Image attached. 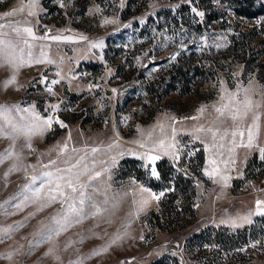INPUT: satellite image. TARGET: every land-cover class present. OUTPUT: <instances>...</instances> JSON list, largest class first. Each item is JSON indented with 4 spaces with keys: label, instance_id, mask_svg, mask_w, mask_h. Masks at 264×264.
<instances>
[{
    "label": "rangeland",
    "instance_id": "1",
    "mask_svg": "<svg viewBox=\"0 0 264 264\" xmlns=\"http://www.w3.org/2000/svg\"><path fill=\"white\" fill-rule=\"evenodd\" d=\"M260 3L264 4V0H256V6ZM212 4L222 15L204 23L207 11L198 0H137L131 6L128 0H0V25H5L0 31L8 34L3 39L18 45L15 54L23 49L25 58L31 51L33 60L41 59L43 53L53 61L24 65L17 71L0 57V105L30 108L42 118L54 115L67 125L61 128L54 123L43 137H33L35 151L26 147L22 134L16 138L15 152L23 157L22 167L5 179L12 161L0 164V203L26 183L23 166L36 165L39 172L41 163L56 158L57 145L67 144L66 155H83L87 167L102 173L94 184L110 186L106 205L109 211L103 217L72 227L50 244L33 246L41 221L49 223L61 209L59 203L30 220L26 218L35 211L34 207L8 217L0 215V226L25 222L10 239L0 243V264H72L100 249L117 232L127 235L85 264H151L162 257L173 264H218L223 260L231 264H264V233L256 240L249 230L258 218L264 217L254 214L256 202L264 201V28L257 27L264 26V19L257 15L246 24L229 3L213 0ZM193 8L204 16L196 15ZM30 11L33 15H29ZM8 12L15 15L6 16ZM239 22L240 31L246 32L243 41L236 28ZM11 26L31 27L37 39L23 31L17 36ZM57 36L61 39H52ZM68 37L71 39H65ZM233 39L239 44L230 53ZM23 40L31 44V49ZM99 42L103 47H91ZM194 45L213 78L196 82L188 92L181 87L169 90V83L162 79L156 83V92L148 93L147 83L160 73L168 79L164 69L169 70L183 52L189 57V48ZM197 58L192 65L198 63ZM13 75L16 82L5 88V81ZM54 80L59 83L52 84ZM250 81L255 92L251 96L254 106L246 117L233 122V109L239 107L243 113L244 108L228 101L237 91L242 100ZM48 87L55 95L46 90ZM73 94L76 99L71 97ZM52 105L59 108L53 109ZM217 108L224 109L223 116ZM12 115L20 121L21 115L28 114ZM257 116L259 119H255ZM200 128L204 131H198ZM237 129L244 136H236L233 144L231 133ZM249 129L252 146H241L248 144ZM12 145V140L0 138V153ZM73 147L87 148V152L71 153ZM93 147L100 150L93 154ZM199 149L204 155L200 169L191 160ZM145 153L160 158L152 164L143 158ZM162 159L190 176L195 189L194 214L184 215L172 225L154 217L171 189L155 191L147 185L150 179H158L150 169ZM133 168H139L144 176L137 177ZM31 171L28 168V174ZM222 177L229 179L225 183ZM161 192L164 195L158 201L152 198V193ZM90 194L98 202L105 199L103 195ZM142 200L148 201L143 208ZM180 202L178 199L174 204ZM249 213H253L252 223L231 226V220ZM125 224L128 226L122 227ZM207 228H213V233L217 229L234 234L247 230L246 238L240 237L230 251L223 249L224 243L212 241L197 252L194 241L187 240ZM81 237H85L83 243L79 242ZM8 253H14L11 259L6 258ZM214 257L218 263L209 261Z\"/></svg>",
    "mask_w": 264,
    "mask_h": 264
},
{
    "label": "snow or ice",
    "instance_id": "2",
    "mask_svg": "<svg viewBox=\"0 0 264 264\" xmlns=\"http://www.w3.org/2000/svg\"><path fill=\"white\" fill-rule=\"evenodd\" d=\"M22 11V9H21ZM196 15L203 17L204 13L197 11L195 8L192 9ZM14 12L6 13V16H13ZM29 15H33L30 11ZM5 27V25H0V28ZM12 31L19 36L21 31L26 33L28 36H31L32 39H37L35 37L33 30L31 27H24L21 29L18 26H11ZM8 35L0 31V57H3L8 64H10L14 70H19L21 66L32 64H40V63H52L53 61L47 60L45 54L42 53L41 59H32V53L29 51L27 53V58L24 56V50L20 49L19 55H16V49L18 45L13 43L11 40L3 39L2 37ZM40 39H46V37H40ZM53 40H60L61 37H52ZM65 39H71L70 37ZM82 39H86L83 38ZM25 45L31 49V44L28 43L27 40L22 41ZM92 48H100L103 47V43H92ZM59 76L60 73L57 72ZM16 77L12 76L10 80L5 81L4 87L7 88L9 84L15 83ZM52 84L59 83L58 80H54L51 82ZM50 94L55 95L53 89L48 87L46 89ZM115 91V90H113ZM244 97L242 100L238 99L239 91L233 93L231 95V99H229L228 103L232 104L233 101L237 105H243L244 111L241 113L239 107L233 109L232 115L230 119L233 122H236L247 116L248 110L253 108V100L251 98L252 95L255 94L252 89V82H249L248 87L244 88ZM223 99V98H222ZM53 109H58L59 105H52ZM255 107H259V104H256ZM201 113L204 111L203 108L199 110ZM216 111L220 113L221 116L224 115L223 108H217ZM23 113L28 115H21L20 121H26L25 123H21L17 121L12 113ZM30 117V118H29ZM196 117H192L195 119ZM255 119H259V117H255ZM0 138H7L13 141L12 147L6 149L5 152L0 153V164L5 161H12L11 167L5 173V179L12 172L17 171L22 167L21 160L23 157L20 154L15 152V140L19 135H23L26 139V147L35 151L32 148V139L35 136L43 137L44 133L48 130H51L53 124L59 125L61 128H66L67 125L62 121L56 118L54 115H50L47 118H42L38 114H36L30 108L21 109L16 105H0ZM6 128L8 129L6 131ZM198 131H204L203 128L198 129ZM211 132L212 129H209ZM216 133L213 132V138H215ZM227 135V133H225ZM233 137V144L236 143L235 137L240 136L243 138L244 132L237 129L231 133ZM70 139V137H69ZM149 139H151V135H149ZM253 134L251 129L248 131V144L241 146L251 147L252 146ZM160 145L163 146V141L160 142ZM144 144H140V147H144ZM109 147H112L110 145ZM59 149L57 151V156L55 159H50L47 163L40 164V171L37 172L36 165H28L23 166V170L26 173L25 179L26 183L20 186V190L10 197L8 200L0 203V215L5 217L16 215L19 212L23 211L27 207H34L35 211L30 213L29 217L26 220H30L34 218L39 212H42L44 209L51 207L53 204L59 203L62 207L58 212L50 218V222L45 224L41 221V229L35 235V242L33 246H39L44 243H52L57 237L61 236L63 233L70 230L72 227L83 224L86 220L93 219L96 217H103L109 209L106 205L109 203L108 200V190L109 187H102L101 185L94 184V181H98L102 175L100 171L93 172L87 165H85L83 155L73 156L66 155L69 153V148L67 144L62 146L57 145ZM100 149L91 148V152L95 154ZM151 151V150H150ZM79 152H87V148L77 149L73 147L71 149V153H79ZM63 157V158H62ZM143 158L154 164L160 157L157 155H149L147 153L143 154ZM261 158L264 159V149H261ZM113 159V166L115 165V157ZM210 163H215V161H210ZM28 168H31V174H28ZM105 171H109L105 169ZM151 174L158 178V173L155 167L150 169ZM214 172L219 171L218 169H214ZM91 173V174H90ZM206 175H211L206 171ZM86 178V179H85ZM110 179V177H109ZM222 179L227 182L229 177H222ZM141 191L147 192V188H142ZM90 193H96L99 195H103L105 199L103 202H98L95 197ZM164 193L161 192L159 194L152 193L151 196L155 200H159ZM147 200L141 201V207L147 205ZM113 208L116 207L115 204L112 205ZM11 209V211H10ZM257 215H264V201L258 200L256 202V210L255 213ZM253 213H249L243 217H237L230 221L231 226L240 227L245 223H252ZM108 223H111V220H107ZM24 221L20 222L19 225L15 226H0V243L5 242L10 239L12 234L18 230L19 227L24 226ZM125 224L122 227H127ZM93 235H96L93 233ZM127 233L121 234L117 232L112 239H110L105 245H103L100 249H95L87 256L81 257L78 260L72 262V264H85L86 260L91 258L94 255H98L101 252H106L108 248H110L113 244L117 243L119 240L123 239ZM85 237H81L80 243L84 242ZM66 250V249H65ZM14 253H8L6 258L11 259ZM51 255V252L49 253ZM59 259V257H57Z\"/></svg>",
    "mask_w": 264,
    "mask_h": 264
},
{
    "label": "trees",
    "instance_id": "3",
    "mask_svg": "<svg viewBox=\"0 0 264 264\" xmlns=\"http://www.w3.org/2000/svg\"><path fill=\"white\" fill-rule=\"evenodd\" d=\"M136 1L137 0H128V5L131 6L132 3H135ZM212 1L213 0H198L199 6L207 11L205 13L204 23H209L222 15V12L218 8L214 7ZM222 2H227L231 6L235 7L234 12L243 19L241 22L249 24V20L257 15H262L264 19V4L260 3L259 6H256V0H222ZM185 8L186 6L181 7V11H184ZM223 15L225 16L226 14ZM240 24V22L237 23L236 28L239 29L238 31L243 41L245 39L244 36L246 35V32L240 31V28H242ZM261 28H264V26H260L259 30H261ZM253 30H255V27H253ZM237 43L239 44V41L236 42L234 39L232 40L233 45L230 53H234L233 51H235V46ZM197 48V45L190 46L189 57H186L185 53L183 52L182 55L176 60V63H171L169 65V70H166L167 68L164 69V72L168 74V79L164 78V73H160L156 79L148 82L146 86L147 92L150 94L153 93V91L156 92L158 88L156 83L162 79L169 83V90H174L178 87H181L183 91L188 92L191 90L192 86L196 84V82H204L213 78L211 69L209 67L204 68L205 65L201 63L203 62V57L202 54H199L196 51ZM196 57H198V63L196 65H192L193 63H191V61H194V58ZM71 97L76 99L77 96L73 94ZM191 160L195 161L197 163V168L200 169L204 162L203 151L199 149L193 158H191ZM133 169L136 172L135 175L137 177L141 178L144 176L142 175L143 172L139 168ZM156 170L158 172V179H150L149 182H147L148 187L155 191H164L165 189L170 188L171 191L165 194V200H163L160 205L161 207L159 213L154 214L155 219L159 222L160 220H164L168 225H172L175 222H178L179 219L184 215L192 216L194 214V209L192 207V197L195 191L193 179L188 175L178 172L166 159H162L156 163ZM178 199L181 200L180 204H174ZM212 230L214 229H204L193 234L187 241L188 243L194 241L193 247L197 248V252L203 249V247L206 245L210 246V242L212 241L224 243L223 249L230 251L231 249L235 248L233 245L236 244L238 239H241L240 237L243 239L246 238L247 231L242 230L234 234L227 229H217L214 233L211 232ZM249 230L250 234H252V238L260 240L259 234L264 233V217L258 218L256 224L250 226ZM171 261L172 260L166 257H162L151 264H173ZM209 261L214 263L219 262L217 257H214ZM223 261L224 262H219L218 264H231L225 260Z\"/></svg>",
    "mask_w": 264,
    "mask_h": 264
},
{
    "label": "built area",
    "instance_id": "4",
    "mask_svg": "<svg viewBox=\"0 0 264 264\" xmlns=\"http://www.w3.org/2000/svg\"><path fill=\"white\" fill-rule=\"evenodd\" d=\"M258 28L260 27V26H257Z\"/></svg>",
    "mask_w": 264,
    "mask_h": 264
}]
</instances>
